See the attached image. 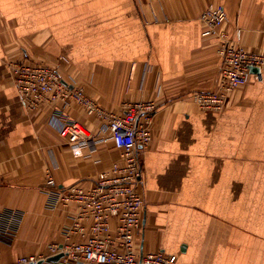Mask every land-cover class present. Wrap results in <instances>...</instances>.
Wrapping results in <instances>:
<instances>
[{
    "label": "crops",
    "instance_id": "0c3cea01",
    "mask_svg": "<svg viewBox=\"0 0 264 264\" xmlns=\"http://www.w3.org/2000/svg\"><path fill=\"white\" fill-rule=\"evenodd\" d=\"M208 5L223 6L232 39L264 52V0H0V211L21 214L0 238V264L61 241L74 206L49 205L46 173L58 185L89 186L122 162L110 139L72 150L48 108L20 104L8 64L24 53L73 76L106 111L156 105L150 141L137 150L139 253L161 250L175 264H264V71L251 72L221 111L196 105L191 94L218 81L216 41L199 19ZM66 112L91 133L105 129L75 104Z\"/></svg>",
    "mask_w": 264,
    "mask_h": 264
},
{
    "label": "built area",
    "instance_id": "2783aa9c",
    "mask_svg": "<svg viewBox=\"0 0 264 264\" xmlns=\"http://www.w3.org/2000/svg\"><path fill=\"white\" fill-rule=\"evenodd\" d=\"M222 5H208L199 14L203 36L215 38L219 56L215 88L197 90L192 100L203 110L221 111L230 94L247 83L250 67L264 71V52L250 50L232 39L221 27L225 20ZM60 60L68 62L65 56ZM20 104L29 112L48 108L57 123L58 133L79 151L80 141L110 139L119 150L122 162H113L99 171L93 183L56 184L46 173L45 184L52 186L50 206L73 205L69 222L62 229L61 241L51 242L46 252L20 255L10 264H175L174 257L161 250L138 252L144 197L141 192L142 169L137 153L150 141L149 122L156 105L152 101L126 102L120 113L104 110L73 76H64L58 66L31 59L26 53L8 64ZM72 104L87 116L102 119L105 129L91 133L66 112ZM17 209L0 211V238L10 236L19 224ZM7 226H5V224ZM61 253L57 261L49 256Z\"/></svg>",
    "mask_w": 264,
    "mask_h": 264
},
{
    "label": "water",
    "instance_id": "95a60500",
    "mask_svg": "<svg viewBox=\"0 0 264 264\" xmlns=\"http://www.w3.org/2000/svg\"><path fill=\"white\" fill-rule=\"evenodd\" d=\"M250 71L251 72H259V69L257 67H255V66H251L250 67ZM61 255H62L61 253H58V254L49 256L47 259L49 261H57ZM40 263H42V260H38L36 264H40Z\"/></svg>",
    "mask_w": 264,
    "mask_h": 264
},
{
    "label": "rangeland",
    "instance_id": "374dc122",
    "mask_svg": "<svg viewBox=\"0 0 264 264\" xmlns=\"http://www.w3.org/2000/svg\"><path fill=\"white\" fill-rule=\"evenodd\" d=\"M5 224V223H4ZM5 226H7V224H5ZM26 255H29V254H26Z\"/></svg>",
    "mask_w": 264,
    "mask_h": 264
}]
</instances>
